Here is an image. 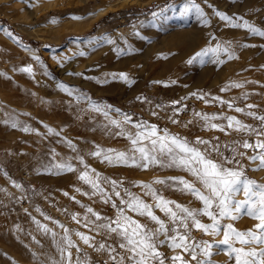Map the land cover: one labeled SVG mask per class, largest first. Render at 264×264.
<instances>
[{
	"label": "rangeland",
	"instance_id": "obj_1",
	"mask_svg": "<svg viewBox=\"0 0 264 264\" xmlns=\"http://www.w3.org/2000/svg\"><path fill=\"white\" fill-rule=\"evenodd\" d=\"M193 4L199 6L202 16ZM257 11H262L264 21V0H0V264H60V248L66 247L65 229L76 245L71 249L72 264H118L121 258L123 264H131L129 253L119 247L120 238L96 227L116 219L113 201L121 206L108 181L118 182L115 191L121 197L126 198L127 190L153 205L154 213L166 222L143 184L152 185L166 200L202 207L169 179L183 177L201 187L180 168L155 165L144 169L131 161L105 160L107 150H114L109 155H132L130 141L118 134L121 128L112 124L113 120L119 121L125 132H134L136 123L155 126L160 134L166 131L201 151L207 147L210 158L217 161L235 155L246 176L264 185V169L254 171L257 164L247 158L252 151L241 146L245 140L254 143L264 136L232 128L219 131L196 115H215L218 118L211 123L221 126L227 125L223 117L232 116L264 132V123L247 115L264 116V36L252 34L249 28L231 27L217 15L223 13L234 24L255 28L251 16ZM205 18L214 21V31L209 30L203 46L187 52L207 51L202 67L210 65L212 69H188L185 74L177 68L164 69L158 57L176 55L179 45H185L169 43L167 36ZM261 29L264 31V24ZM217 46L219 50L212 51ZM148 47L153 51L147 57ZM81 53L82 60L63 69L69 56ZM218 56H222L220 61L214 59ZM182 63L183 57L178 66ZM29 66L31 73L21 70ZM121 73L127 81L120 79ZM216 97L219 100L213 99ZM237 107L244 111L236 112ZM125 115L131 123H124ZM197 137L208 145L195 144ZM212 146H218L219 153L212 151ZM98 150L104 151L92 155ZM241 152L246 155L240 157ZM63 163L71 164L75 171L55 166ZM83 171L93 178L99 175L102 193L93 194L92 187L78 178ZM157 179L167 183L156 184ZM107 196L112 199L105 203ZM88 207L102 219L96 220ZM127 214L155 227L146 217ZM86 216L94 223L85 220ZM198 218L202 223L211 222L205 216ZM221 223L246 231L257 221L241 214L237 220ZM78 232L91 238V246L76 235ZM190 237L195 242L214 243L223 234L213 236L191 228ZM158 250L164 264H172L171 257L178 254L196 264L189 254L169 248L167 242L158 245ZM212 251L213 264H234L224 246H214Z\"/></svg>",
	"mask_w": 264,
	"mask_h": 264
},
{
	"label": "snow or ice",
	"instance_id": "obj_2",
	"mask_svg": "<svg viewBox=\"0 0 264 264\" xmlns=\"http://www.w3.org/2000/svg\"><path fill=\"white\" fill-rule=\"evenodd\" d=\"M192 7L196 8L199 15H203L199 6L193 4ZM185 11H188V9L186 8ZM217 15L220 19L228 21L233 27L249 28L251 31L264 36V31L256 29L247 23L242 25L234 24L225 14L218 12ZM7 34L9 36L12 35L11 33ZM218 50L219 46L216 49H212V51ZM224 51L227 52L228 49L225 48ZM204 54V52L196 53L193 60ZM34 58L39 59V57ZM189 62L191 63L192 61ZM21 70L28 73L32 71L30 66ZM120 79L127 81L128 78L125 74L121 73ZM230 86L241 87L242 85L232 84ZM197 98L204 99L203 96ZM213 99L219 100L218 97ZM208 102L205 100V103ZM220 103L227 102L220 100ZM228 107L232 108V104L228 103ZM247 107L251 108L253 105H248ZM235 111L243 112L244 110L237 107ZM105 115L107 114L105 113ZM196 115L205 121L206 126L219 131L232 128L235 131L255 133L257 137L264 136V132H258L250 125H245L232 116L223 117V119L227 120V125L221 126L211 123L212 120L218 118L215 115L209 116L201 113H196ZM247 115L264 123V116H256L252 112H248ZM111 123L121 128V132L118 133L119 135L127 136L132 146L130 149L132 155L125 152H115L114 155H109L108 153L114 152V150H107L104 152V159L109 163L115 160L128 164L131 161L133 166L144 169L155 165L176 167L190 174L194 178V181L198 182L201 186L197 187L194 182H190L183 177L169 178L173 183L181 186L182 191H186L201 202L202 207L196 209L164 199L150 184L142 185L146 190V194L153 198L155 202L154 207L163 212L167 217L166 222L154 213L153 205L144 202L139 196L127 190H125L126 198L121 197L120 192L115 191L118 182L108 181L112 185L115 196L120 197L121 206H118L113 201L112 207L117 208L116 219L108 223L98 224L96 227L104 229L108 234L114 233L120 238L119 247L129 253L128 260L131 264H164L162 253L158 250V245H163L165 242H167L169 248L173 250L180 249L183 253L189 254L191 260L196 261V264H213L212 249L214 246L219 249L221 245L224 246V252L228 256L229 261H234V264H264V185L258 184L246 176L243 166L239 164L235 155L232 158L225 157L223 161H217L210 158L207 147L204 151H201L187 140L171 136L166 131L160 134L155 126H149L146 123H136L133 125L134 132H125L119 121L113 120ZM124 123H131V118L125 115ZM23 130L26 132L30 131L28 128H24ZM52 131L49 129V132ZM208 143V141L199 137L195 141V144L206 146ZM241 146L252 151V155L247 158L250 162L257 164V167L253 170L264 169V139H258L254 143H249L245 140ZM211 150L219 153L218 146H212ZM102 151L104 150L95 151L92 155L100 156ZM232 151L235 153V149H232ZM238 155L244 157L246 153L241 152ZM79 159L83 163L82 158ZM231 164H236L237 166H227ZM55 166L61 170L75 171L69 163L57 164ZM78 178L92 187L94 190L93 194L103 192L98 174L93 178L89 176L88 171H83ZM154 183L165 184L167 181L157 179ZM16 186L19 187V185ZM240 194L243 195V199H237V196ZM111 199L110 196H107L104 202L108 203ZM86 210L95 216L96 220L102 219L92 208L88 207ZM128 212H132L140 217H146L155 227L142 224L139 220L128 215ZM241 214L247 215L249 218L257 221L253 228L240 231L232 223H221L225 220H237ZM201 216L207 217L211 222L202 223L198 218ZM73 220H76V216H73ZM85 220H88L89 223H94L87 216ZM41 227L45 232L49 231L47 227ZM191 228L201 230L205 234L213 236H219L222 232L223 238L214 243L207 241L195 242L190 237ZM67 232L68 230L65 229L63 240L66 242V247L60 248L62 257L60 264H72L71 249L76 247ZM76 235L85 244L91 246V238L88 235L79 232ZM161 236L164 237L163 240L160 239ZM100 247L103 248L104 245H100ZM111 251H115V249H111ZM171 262L172 264H190L180 254L172 256ZM118 264H123V258H121Z\"/></svg>",
	"mask_w": 264,
	"mask_h": 264
},
{
	"label": "bare ground",
	"instance_id": "obj_3",
	"mask_svg": "<svg viewBox=\"0 0 264 264\" xmlns=\"http://www.w3.org/2000/svg\"><path fill=\"white\" fill-rule=\"evenodd\" d=\"M121 1L122 2H127L128 0H121ZM255 8H257V7H255ZM261 12L257 11L256 13H254L251 16V20L254 21L255 28H258L259 30L262 31L261 28H262V25L264 24V21H263V18L261 16ZM205 20H202V19L200 21L196 20L198 22L195 21L196 22L195 24H192L190 26H188V24H187V25L183 26L181 29H178L179 31L176 30V31L172 32L170 35L167 36V38H166V41L167 42L173 43V44H176V45H179V44H185V45H179V50L177 51L176 55H173L171 57H168V56H160V57H158V60L160 62H163V68L164 69L171 71L172 69L175 70L177 68L178 69L177 71H179V72H181L183 74H185L188 69H191V70H194V71H198V70L204 71V70L212 69V66H210V65H207L205 67H202V62L204 60V56L206 55V52L207 51L205 52L204 56L197 57L194 60H193V57L196 56V54H193V55L188 54V52L190 51V50L188 51V49H190V48L191 49H194V48L203 46L204 43L207 41L206 39L208 37V33L210 32L209 30L210 29L213 30L212 28L215 27L214 24H213L214 21H212V22L211 21H207V18H205ZM186 22H188V21H186ZM228 27H229V25H228ZM213 31H211V32H213ZM253 33H255V32H252V34ZM207 49H209V47H207ZM230 49L231 50L233 49V44L230 47ZM146 50H148V52L146 54V56L148 57L149 56V53L152 52L153 50H152V47H148V49H146ZM82 56H83L82 53L79 54V55L78 54H72V56H69L67 58L66 62L64 63L65 65L63 64L64 65V68L63 69L65 70V68H68L70 66H73L74 63L77 60H79V61L82 60ZM181 57H183V63H182L181 66H178V62L181 59ZM214 59L217 60V61H220L222 59V56H218L217 58L215 57ZM189 61H192V62L190 63ZM200 68H202V69H200ZM181 79H183V78H181ZM178 80H179V78H178ZM37 113H39V112L37 111ZM44 115L46 116V114H44ZM46 123H48V122H46ZM54 131H56V130H54ZM47 134H49V133H47Z\"/></svg>",
	"mask_w": 264,
	"mask_h": 264
}]
</instances>
